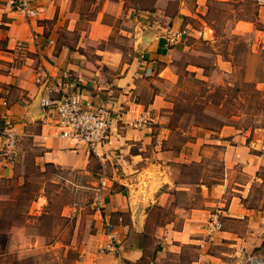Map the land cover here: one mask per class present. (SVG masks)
<instances>
[{"label": "crops", "instance_id": "0c3cea01", "mask_svg": "<svg viewBox=\"0 0 264 264\" xmlns=\"http://www.w3.org/2000/svg\"><path fill=\"white\" fill-rule=\"evenodd\" d=\"M11 1L25 2L39 15L26 17ZM232 1L238 2L156 0L153 11H144L136 5L127 9L126 0H103L88 18L78 0H0V84L8 87L0 96V181L14 178L16 165L24 163L28 150L37 152L34 165L42 172L47 164L85 171L96 174L97 184L105 175L101 208L82 215L80 226L81 219L73 220L68 245L78 255L73 264H182L178 258L183 247L196 252L185 264H242L247 252L262 244L264 210L244 202L252 200L254 187L264 184V128L240 131L224 126L210 131L198 127L183 132L185 141L174 147V131L164 125L162 116L168 103L152 88L154 77L165 76L168 70L160 66L185 49L186 37L210 45L216 42L212 25L229 14L214 17L212 9L223 10ZM254 16L264 26V10L254 9ZM234 23L228 37L255 33L264 38V31L254 28V20ZM169 32L182 36L170 45ZM32 36L37 41L30 42L17 60L16 44L29 42ZM254 46L252 59L244 66V80L264 91V82L256 79ZM214 55L212 71L220 77L214 84L220 85L236 71L219 52ZM195 69L197 77L208 81L202 68ZM57 89L59 93H49ZM63 94H77L110 110L109 139L100 157L82 143L56 135L54 103ZM140 117L150 122L134 128L132 123ZM8 134L17 141V156L12 159L6 150ZM216 153L225 174L209 187L201 177L195 183L183 181L182 171L172 168L199 166ZM93 159L99 172L90 168ZM237 171L244 182L230 179ZM194 191L200 204L193 203ZM154 209L169 218L154 221ZM214 211L222 228L210 242L205 226ZM229 220L243 221V230L237 231ZM106 224L115 227L113 254L102 252L109 240L103 233ZM22 231L11 229V244ZM172 254L178 261H166Z\"/></svg>", "mask_w": 264, "mask_h": 264}, {"label": "rangeland", "instance_id": "374dc122", "mask_svg": "<svg viewBox=\"0 0 264 264\" xmlns=\"http://www.w3.org/2000/svg\"><path fill=\"white\" fill-rule=\"evenodd\" d=\"M78 1L83 3V10L87 14V17L90 18L99 9L103 0ZM154 1L156 0H126V6L128 9L130 5L135 6L139 4V6H148L151 10H154L152 8L155 4ZM254 9L256 7L252 0L232 1L230 2V6H225L223 10L213 8L214 17L221 18L226 13L229 14L225 17L226 19H221L222 22L217 23L218 27L217 31H215L216 42L210 45L206 42L186 37L184 40L185 49L168 58L167 62L160 66H166L168 70L165 76L154 77L152 88L155 92L161 94L168 103L169 108L163 110L162 116L165 119L164 125L174 131L172 138L175 144L174 147H179L185 141L186 137L182 136L183 132L191 133L194 131V128H203L204 126L216 127L217 121L221 120L237 121L240 127L249 126L253 121L249 120L248 117H251V115L256 117L262 114L263 111L262 109H258L257 104L255 105L256 100L251 97V92L246 91L241 95L231 90L227 91L225 105L222 109L213 105L217 101L214 88L228 86L232 89L234 84L241 83V67L245 66L248 59H252L251 47L253 43L257 51L256 57L253 58L258 66L256 79L258 82H264V38L262 39L259 35L256 37L255 33L241 38L227 36L230 32L229 27L234 26V21L239 19L254 20V28L264 31V26L256 21ZM172 10H174V7L169 12ZM230 10H233L231 14L229 13ZM216 51L222 55L221 59L225 57V59L230 60L231 64L236 66V72L231 77L224 78L223 84L220 85L214 84V82L220 81V77L218 78L217 76L219 75H216L212 71L213 64L216 61L214 55ZM197 66L208 68L205 75V77H209L208 81L201 80L196 76L197 70L195 68ZM191 74L194 75V79L206 83L205 86L196 83L193 77L190 76ZM243 81H245L244 75ZM252 84L255 85L254 83ZM263 88L264 86L262 85L261 90ZM6 90H8V87L0 84V96ZM200 97H203L202 99L209 103L205 109L201 105L194 104L200 101ZM239 98L244 101V104L240 105ZM248 101L250 102L248 103ZM185 109L188 111L186 112ZM201 113L217 120L215 122L198 120V115ZM225 113L226 115L224 116ZM232 114L240 115V118L238 120L236 118H229L228 116ZM258 122L259 126L264 128V125H261V121ZM25 146L28 149L31 147L30 143L27 144L26 141ZM36 154V151L28 150L24 163L16 165L17 168L12 183L0 184V194L4 195L5 198V200L0 202V209H3L4 212V226L7 227L6 224L11 222L13 227L23 229L22 232L15 234L13 244L10 243L13 235H11V229H6L2 232L0 236V253L1 251H5V256L0 259V264H73L78 255L74 250H70L68 246L72 225L74 221L80 220L82 215L89 214L92 210L96 212L98 208H101V205L98 206V204L94 203V195L96 193L94 189L100 188L96 183L97 176L85 171L67 170L57 167H54V169L49 168L45 174H40L34 165L33 157ZM90 168L99 172L95 159L92 160ZM172 168L174 171L175 169L178 172L182 171L180 173L183 175V181L190 182L188 180L190 178L193 180L192 183L198 181V177H201L207 184L216 183L224 178L225 174L219 153H216L212 159L199 166L190 165L181 170L180 167L177 168L175 165ZM239 173L237 171V173L232 174L230 179L244 182L243 177ZM260 174L263 175V172H260ZM194 189L198 190L195 187ZM7 196L10 197V200ZM192 196L195 197L194 204L202 202L200 201L198 192L194 191ZM182 197H185V194ZM26 198L30 200L25 201L24 199ZM32 200L36 201L33 202ZM245 204L248 207L264 210V184L260 187H254L252 200L248 204L245 201ZM27 215H30L31 218L27 219ZM14 216L18 218L16 219ZM60 216L67 217L72 222L65 230H63L65 221L60 220ZM37 217H39V220ZM165 218H169V215ZM165 218L163 217V212L157 209H154L151 213V219L154 221ZM79 222V226L84 223L83 219ZM242 222L229 220L228 224L237 231H241L244 228V222ZM40 233L43 235H40ZM247 253L242 264H246L247 262L249 264H264V240L258 248L249 250ZM195 254L194 249L183 247L178 259H180L182 264H185ZM148 256L152 258V253H148ZM176 258L172 254L166 261H178Z\"/></svg>", "mask_w": 264, "mask_h": 264}, {"label": "built area", "instance_id": "2783aa9c", "mask_svg": "<svg viewBox=\"0 0 264 264\" xmlns=\"http://www.w3.org/2000/svg\"><path fill=\"white\" fill-rule=\"evenodd\" d=\"M253 4L258 9L264 10V0H252ZM10 5H16L17 9L26 17L36 18L39 15L37 9L30 8L25 2L18 3L10 2ZM182 36L179 32H169L166 38L168 44L172 45L177 42V39ZM37 41L36 36H32L30 41H19L16 44L17 60L23 56L26 46L31 42ZM59 93L60 90L50 91ZM55 119L54 128L57 130L56 135L60 139H70L78 143H82L86 149L96 157H100L99 151L107 144L110 133V125L113 116L110 110L101 105L95 106L85 102L77 94H63L54 103ZM150 122V118L140 117L132 123L134 128H140ZM6 150L8 156L12 159L17 156L16 138L13 134H8L6 137ZM98 185L100 188H95L94 203L100 206L102 189L106 182L105 175H100ZM100 208H98L99 210ZM222 224L220 215L217 212L211 213L208 217L205 226V236L208 241H213L215 234L221 231ZM103 233L109 237L108 242L102 249L103 253L113 254L115 251V227L111 224H106Z\"/></svg>", "mask_w": 264, "mask_h": 264}, {"label": "trees", "instance_id": "16d2710c", "mask_svg": "<svg viewBox=\"0 0 264 264\" xmlns=\"http://www.w3.org/2000/svg\"><path fill=\"white\" fill-rule=\"evenodd\" d=\"M155 2V1H154ZM154 6V5H153ZM136 7H137V9L138 10H144V11H153V10H151L148 6H144V5H142V6H139V4H137L136 5ZM153 8V7H152ZM240 20V19H239ZM212 28L215 30V31H217V26L216 25H212ZM224 59H225V57H224ZM226 61H230V60H227V59H225ZM233 65V64H232ZM197 67H199V68H202L203 69V74L204 75H206L207 74V71H208V68H204V67H202V66H197ZM233 67H234V69H236V66H234L233 65ZM243 72H244V66H242L241 67V74H242V79H243ZM191 77H193V79H194V75L193 74H191L190 75ZM242 79H241V83H236V84H234V87L231 89L230 87H224V88H220V87H217V88H214V90H215V92L214 93H216L215 94V98L217 99V101H215V103L213 104V105H215V106H217L219 109H222V107L225 105V97H226V93H227V91H233V92H237V93H240L239 95H241V94H243V92H251V97L252 98H254L256 101H255V105L257 104V107H258V109H262V114L260 115V116H254V115H251V117H248L249 118V120H251V121H253L252 122V124L251 125H249V126H247V125H245V126H243V127H240L239 125H238V123H237V121H223V120H221V121H217V126L216 127H206V126H204L203 128L204 129H207V130H210V131H215V130H218V129H220V128H222V127H224V126H232V127H234V128H236V129H238V130H240V131H248V130H251V131H253L254 129H257V128H261L262 126H259V122L258 121H261V125H264V91H259V90H257L256 88H255V86L252 84V83H248V82H245V81H243L242 82ZM194 81L196 82V83H198V84H200V85H202V86H205V84L206 83H204L203 81H200V80H196V79H194ZM238 97H241V96H238ZM201 99H200V101H198V102H195L194 104H196V105H198V106H200L201 105V107L202 108H206L207 106L206 105H208L209 103H207L205 100H203L202 98L203 97H200ZM239 100H240V105H242V104H244V101H242L240 98H239ZM250 101H248V103H249ZM212 104V103H211ZM186 110V112L188 111L187 109H185ZM222 111V110H221ZM226 115V113L224 114V116ZM199 116V118H198V120H208V121H216L217 119H214L213 117H209L208 115H205L204 113H201V114H199L198 115ZM229 118H236L237 120L240 118V115H235V114H232L231 116H228ZM257 118H259V120H257ZM196 119H197V117H196ZM214 119V120H213ZM186 167H188V166H183V168H186ZM54 169V166L53 165H51V164H47L46 166H45V170L42 172V171H40V169H39V167H36V169H37V171L40 173V174H45V172L47 171V169ZM182 177H183V175H182ZM184 177H186V176H184ZM187 178V177H186ZM13 179L14 178H12V179H2L1 181H0V184H2V183H6V184H9V183H12V181H13ZM188 180L190 181V183H192L193 182V180H191L190 178H188ZM208 187H209V185L210 184H206ZM24 186V185H23ZM10 188V187H9ZM1 196H4V195H2V194H0ZM8 197V196H7ZM9 198V200H10V197H8ZM22 199V198H21ZM23 200V199H22ZM25 201L26 200H30V199H28V198H26V199H24ZM33 202L34 201H36V200H32ZM1 202V201H0ZM3 215H4V212H3V209H0V236L2 235V232L3 231H5L6 229H12L13 228V225L11 224V222L10 223H8V224H6V226L7 227H5L4 226V217H3ZM15 218H16V216H14ZM18 218V217H17ZM16 218V219H17ZM28 218H31V216L30 215H27V219ZM39 217H37V219H38ZM39 220V219H38ZM60 220H63V221H65V226H64V229L63 230H65V229H67V227L72 223V222H70L69 221V219L68 218H66V217H62V216H60ZM10 226V228H8ZM17 227V226H16ZM72 227H73V225H72ZM40 235H43V234H41L40 233ZM5 256V251H1V253H0V259H2L3 257Z\"/></svg>", "mask_w": 264, "mask_h": 264}, {"label": "bare ground", "instance_id": "6f19581e", "mask_svg": "<svg viewBox=\"0 0 264 264\" xmlns=\"http://www.w3.org/2000/svg\"><path fill=\"white\" fill-rule=\"evenodd\" d=\"M146 200V199H145Z\"/></svg>", "mask_w": 264, "mask_h": 264}]
</instances>
